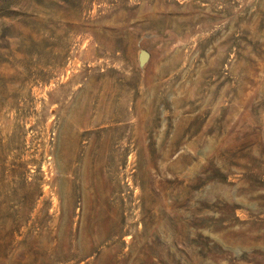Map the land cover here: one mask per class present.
Returning a JSON list of instances; mask_svg holds the SVG:
<instances>
[{"label":"rangeland","instance_id":"1","mask_svg":"<svg viewBox=\"0 0 264 264\" xmlns=\"http://www.w3.org/2000/svg\"><path fill=\"white\" fill-rule=\"evenodd\" d=\"M0 264H264V0H0Z\"/></svg>","mask_w":264,"mask_h":264},{"label":"water","instance_id":"2","mask_svg":"<svg viewBox=\"0 0 264 264\" xmlns=\"http://www.w3.org/2000/svg\"><path fill=\"white\" fill-rule=\"evenodd\" d=\"M149 59V52L145 49H142L139 55L140 64L143 66Z\"/></svg>","mask_w":264,"mask_h":264}]
</instances>
